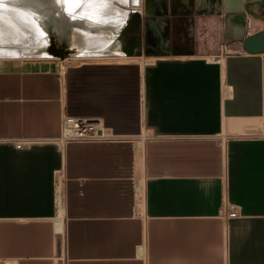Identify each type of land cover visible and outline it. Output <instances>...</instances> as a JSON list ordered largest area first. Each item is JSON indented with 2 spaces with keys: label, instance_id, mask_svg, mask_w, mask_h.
<instances>
[{
  "label": "crops",
  "instance_id": "1",
  "mask_svg": "<svg viewBox=\"0 0 264 264\" xmlns=\"http://www.w3.org/2000/svg\"><path fill=\"white\" fill-rule=\"evenodd\" d=\"M224 5L131 11L118 36L131 59L0 64V259L264 264V51L242 46L264 20ZM64 113L142 136V186L136 140L60 148Z\"/></svg>",
  "mask_w": 264,
  "mask_h": 264
},
{
  "label": "bare ground",
  "instance_id": "2",
  "mask_svg": "<svg viewBox=\"0 0 264 264\" xmlns=\"http://www.w3.org/2000/svg\"><path fill=\"white\" fill-rule=\"evenodd\" d=\"M242 1L237 0L229 6L226 3V7L238 8ZM133 10H140L144 14L145 0H0V62L53 57L46 48L49 24L57 34L66 37L71 49L63 63H77L78 60L88 59L107 61L131 59L120 48L118 36ZM254 20L257 21L253 19L252 23H255ZM63 63L62 69L65 65ZM143 139H138L135 146L140 187ZM58 145L62 148L63 140H59ZM58 179L57 220L62 214V177L59 176Z\"/></svg>",
  "mask_w": 264,
  "mask_h": 264
},
{
  "label": "built area",
  "instance_id": "3",
  "mask_svg": "<svg viewBox=\"0 0 264 264\" xmlns=\"http://www.w3.org/2000/svg\"><path fill=\"white\" fill-rule=\"evenodd\" d=\"M53 58L60 59L59 56L53 55ZM65 58V57H64ZM63 58V59H64ZM63 59H60L62 62ZM61 66V65H60ZM142 136H127L114 133L110 128L105 126L100 117L97 116H76L64 113L61 118V132L57 139L67 141H103V140H120L134 139L138 140ZM31 142L29 139H20L18 143ZM229 216H236L237 209L229 205L227 208L222 207L220 212L226 211ZM0 264H15L12 261L0 259Z\"/></svg>",
  "mask_w": 264,
  "mask_h": 264
},
{
  "label": "water",
  "instance_id": "4",
  "mask_svg": "<svg viewBox=\"0 0 264 264\" xmlns=\"http://www.w3.org/2000/svg\"><path fill=\"white\" fill-rule=\"evenodd\" d=\"M260 6H264V0H243L240 7L228 8L225 0L224 11L245 9L249 14L264 20V14L258 12ZM242 46L248 52L264 51V29L245 36Z\"/></svg>",
  "mask_w": 264,
  "mask_h": 264
},
{
  "label": "rangeland",
  "instance_id": "5",
  "mask_svg": "<svg viewBox=\"0 0 264 264\" xmlns=\"http://www.w3.org/2000/svg\"><path fill=\"white\" fill-rule=\"evenodd\" d=\"M253 20V19H252ZM255 21V20H254ZM255 22H259V21H255ZM258 27H264V23L263 22H260V24L257 25ZM257 26H254V27H257ZM47 30H48V34H49V39H48V42H47V46L46 48H48L49 44L52 43L55 47H58L62 50H65L66 51V54H65V58L69 55L71 49L69 48V45H68V42H67V39L66 37L63 35V36H60L59 34H57L53 29H52V26L51 24H49L47 26ZM124 34V32L122 33V35ZM122 37V36H121ZM55 55V54H53ZM60 59H63L64 57H61L59 56ZM64 58V59H65ZM25 59H33V60H41V61H51V62H54V64L57 65V67L59 68L60 65L65 61L64 59L62 60V62L60 61V59H55L53 57H49V58H24L22 60H25ZM22 60H20L19 62H16V61H12V60H3L2 62H0V64L2 63H8V64H18L20 63ZM88 60H95V59H88ZM81 61V60H78V62ZM70 63V62H69ZM72 63H76V62H72ZM60 64V65H59ZM63 64H68V62H65ZM62 67H60L61 69Z\"/></svg>",
  "mask_w": 264,
  "mask_h": 264
},
{
  "label": "trees",
  "instance_id": "6",
  "mask_svg": "<svg viewBox=\"0 0 264 264\" xmlns=\"http://www.w3.org/2000/svg\"><path fill=\"white\" fill-rule=\"evenodd\" d=\"M135 13H136V14L138 15V17H139V13H138V12H135ZM137 27H138V26H137ZM48 49H49V50H48ZM47 50H48L50 53L55 54V55H57V56H61V57H64L65 54H66V51H65V50H62V49H60V48H58V47H55L52 43L49 44Z\"/></svg>",
  "mask_w": 264,
  "mask_h": 264
},
{
  "label": "flooded vegetation",
  "instance_id": "7",
  "mask_svg": "<svg viewBox=\"0 0 264 264\" xmlns=\"http://www.w3.org/2000/svg\"><path fill=\"white\" fill-rule=\"evenodd\" d=\"M153 1H151V0H145V9H149V7H150V5L152 4ZM258 12L264 14V6H260L258 8Z\"/></svg>",
  "mask_w": 264,
  "mask_h": 264
}]
</instances>
